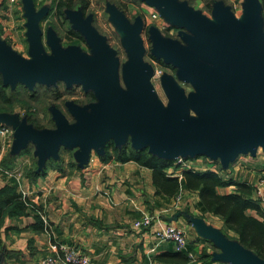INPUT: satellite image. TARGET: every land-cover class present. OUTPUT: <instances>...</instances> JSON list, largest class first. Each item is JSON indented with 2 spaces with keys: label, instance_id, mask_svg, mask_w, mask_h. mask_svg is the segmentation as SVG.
Instances as JSON below:
<instances>
[{
  "label": "water",
  "instance_id": "95a60500",
  "mask_svg": "<svg viewBox=\"0 0 264 264\" xmlns=\"http://www.w3.org/2000/svg\"><path fill=\"white\" fill-rule=\"evenodd\" d=\"M155 9L172 28H181L192 38L185 42L190 50L164 40L148 29L151 56L177 68L182 81L192 83L197 94L186 99L172 80L163 76L162 87L168 98L167 111L160 110L147 85L143 68V50L139 19L128 23L113 12V24L125 38L127 65L124 84L129 100L117 87L116 61L103 39L90 26V18L73 15V29L81 36L94 56L86 59L77 48L62 49L55 41L50 52L43 51L36 18L28 22V57L26 61L0 45V76L4 83L22 84L30 90L35 84L46 87L63 83L81 84L91 93V114L79 107L70 110L75 122L67 125L60 115L55 128L34 130L17 115L0 114V125L8 127L16 142L30 143L41 163L44 157L56 158L59 146H78L76 160L80 167L90 151L102 153V139L110 136L115 147L125 138L131 148L147 147L158 158L175 160L202 156L225 169L238 154L253 155L264 150V32L260 6L256 0L243 5L240 20L227 7L213 4L212 23L191 12L177 0H139ZM210 63H200L197 58ZM199 114L187 118V109ZM18 144L16 148H18ZM219 250V260L228 264H264L250 251L228 240L218 231L204 229Z\"/></svg>",
  "mask_w": 264,
  "mask_h": 264
},
{
  "label": "crops",
  "instance_id": "0c3cea01",
  "mask_svg": "<svg viewBox=\"0 0 264 264\" xmlns=\"http://www.w3.org/2000/svg\"><path fill=\"white\" fill-rule=\"evenodd\" d=\"M56 1L0 0V45L17 56L16 51L22 46L28 51V22L33 15L37 19L43 51L49 54L52 40L61 48L51 23ZM246 1L177 0L201 16H210L212 5L220 3L237 20L241 19ZM256 1L260 6L264 32V0ZM134 4H139L137 6L144 15L143 18L132 17L130 21L124 10L105 3L103 14L109 27L115 31V12L130 24L139 19L141 31L148 27L160 36L171 32L173 28L169 22L155 9L139 0H134ZM151 15H155V18L151 19ZM84 16L81 14L82 18ZM27 148H32L33 153H24ZM6 156L12 158L9 168L1 166ZM59 158L57 154L55 159L44 157L40 163L32 144L16 142L12 131L0 134V189L13 185L22 198L38 206L44 227L43 230L34 231V219L30 215L16 218L3 216L0 223V263L39 264L44 257L54 256L49 250L51 244H62L85 256L88 264H228L219 260L218 248L204 232V229H208L221 233L222 222L200 210L195 190L181 189L175 194L157 190L160 182L153 179L151 170L132 161L102 162L94 152L89 153L80 167L76 160L73 167L68 165L67 168L66 162L62 164ZM32 159L35 176L27 178L24 171L32 165ZM174 161L173 166L162 174L167 179L179 182L182 172L188 170ZM185 161L195 168L192 172L217 173L230 183L217 189V194L234 193V185L238 184L250 189L252 199L248 179H238L240 174L235 178L236 169L232 177L225 173L230 164L222 169L216 161L209 160L210 169L205 167L206 162L209 163L206 158L202 159V164L194 162V159ZM142 216H151V224L147 228L134 229L132 222ZM165 225L184 231L185 252H175L171 242H158L153 238V231ZM187 253L193 255L195 262L187 263Z\"/></svg>",
  "mask_w": 264,
  "mask_h": 264
},
{
  "label": "rangeland",
  "instance_id": "374dc122",
  "mask_svg": "<svg viewBox=\"0 0 264 264\" xmlns=\"http://www.w3.org/2000/svg\"><path fill=\"white\" fill-rule=\"evenodd\" d=\"M87 1L88 4L86 8L82 11V13L77 4L74 5L72 10H63L62 12L63 18L54 16V19L51 20L52 27L54 28V31L56 33L58 41L60 42L62 49L66 50L69 48H77L79 52L86 59L94 60V56L86 46L84 40H82L81 42H77V44H73L74 42L73 37L68 36L67 34L68 31L71 33L76 32L73 29V24H72L73 15H77L78 13L82 14V16L87 15L84 16L82 19L88 17L90 18L92 27L103 39L106 48L113 54V58L116 61L115 77H116L117 87L121 91V93L125 96V98L129 100L126 91V86L124 84V72L128 61L125 38L122 33H119L116 30L114 31L113 28L109 27V24L106 22L105 19L106 16L103 14V10H104L103 7L105 3L116 5L118 8L124 10V13L127 16H129L128 18L130 21L132 20V17L135 16H139L140 18H143L142 16L144 15V13L140 10L139 6H137L139 4L137 5L134 4V0H130L133 3H130V1L127 0H87ZM53 14L55 15L54 11ZM203 17L206 20L211 21L212 23H217V21L215 19L213 20L211 16H203ZM148 29L149 28L147 27L139 33L141 48L143 50L141 62L143 68L148 73L147 85L150 88V92L153 95L155 102L159 105L160 110L166 112L168 107V98L165 95L161 83V78L163 76L170 78L172 82L175 84V86L182 92L183 96L186 99L190 95H196L197 92L195 87L192 85V83L187 81H182L179 78L178 75L179 70L177 68L171 67L170 65H165L162 63L160 59L157 60L156 58L151 57L152 44L150 40H148V33H147ZM161 36L166 41L176 43V45L180 48H185L187 50H190V48L187 46L185 41L189 38H192V36L181 28H173L170 33L163 34ZM16 52L18 54V57L26 61L30 60L27 54L28 51L24 46H22V48L17 49ZM197 60L208 67H212L210 63L204 62L199 57L197 58ZM49 87H52L55 90H57L58 94L60 95V98L56 100H51L52 99L51 96L45 97V95L43 94L44 88H41L37 92H34L36 93V98L33 102L28 103L29 109H27L26 112L15 109L13 111V114H17L20 119H23L24 115H28L34 124L41 127L40 129H34V130H43V131H50L55 128L54 117L56 115H60L67 123V125H72L75 122L73 116L70 113V110L73 107L82 108L86 111L87 114L89 115L91 114L89 107L90 104H93L94 102H86L84 96L85 94L88 93V91H85L82 88L81 84H71L66 87L63 85V83H58V84L56 83L54 86H49ZM187 118L196 120L199 118V114L194 112L191 108H188ZM108 141H111L110 136L104 137L102 139V144L104 145ZM124 141L129 142L128 138L127 139L125 138ZM78 149L79 148L76 144H71L67 147L59 146L56 150V154L59 155L60 157L59 160L61 159L62 164L63 161H65L66 167L68 165H72L73 167L76 163V156ZM26 150L28 151V153L31 152L33 153L32 148H27ZM90 152L93 153V151ZM191 159H194V162H197L198 164L203 163L200 156H196ZM182 160H189V159L187 158ZM230 165L231 166H228L225 172L227 176L232 177L234 173L233 171L236 169L237 173L235 178H238L240 174V178L238 179H248L249 181H247V183H249V187L250 186L254 187L255 185L259 184V181L262 178H264V150L260 147H257L253 155H249L248 153L243 155L238 154L237 157L232 161V163H230ZM252 191L253 188H251V193ZM253 198L254 197L252 193V199ZM257 203L260 210L264 212V203H259L258 201ZM226 235L229 239H231L232 237L231 234L227 233ZM193 262H195L194 258H193Z\"/></svg>",
  "mask_w": 264,
  "mask_h": 264
},
{
  "label": "trees",
  "instance_id": "16d2710c",
  "mask_svg": "<svg viewBox=\"0 0 264 264\" xmlns=\"http://www.w3.org/2000/svg\"><path fill=\"white\" fill-rule=\"evenodd\" d=\"M77 4L82 12L86 8L88 1L57 0L53 5L54 16L63 18V10H72L74 5ZM262 7L264 9V4ZM67 34L73 37V44L82 41L81 36L77 32L71 33L68 31ZM41 88H44L43 94L45 97L51 96V100L60 98L57 90L52 87L35 85L31 90H28L19 83L10 86L4 83L0 76V114L17 115L13 114L15 109L26 112L29 109L28 103L33 102L36 98V93L34 92H37ZM84 98L86 102H94V98L89 92L85 94ZM23 119L24 123L33 129L41 128L34 124L28 115H24ZM27 152V150L24 151V153ZM200 158L205 159L202 156ZM99 159L102 162L111 160L121 163L132 161L139 166L151 170L153 179L160 182V184H157V190H167L170 194H175L177 190L181 189L195 190L198 195V206L200 210L221 220V234L228 240L250 251L258 259H264V212L258 207L257 201L250 199V189L248 187L233 184L236 187L234 193L219 195L217 194V189L223 188L230 183L224 181L217 173L210 171H184L181 174L179 182L176 179H167L162 173L165 169L173 166V160L158 158L150 154L147 147L133 149L127 141H124L119 147H115L111 141L106 142L103 145ZM11 161L12 158L6 156L1 166L9 168ZM34 167V161L32 159V165L24 171V175L27 178H33L35 176L33 173ZM250 212L255 216L250 215ZM28 215L34 219L32 226L34 231L44 229L40 218V208L38 206L22 198L16 192L13 185L0 189V223L3 216L16 218ZM228 232L232 234L231 239L226 235ZM1 256L3 257L4 255Z\"/></svg>",
  "mask_w": 264,
  "mask_h": 264
},
{
  "label": "built area",
  "instance_id": "2783aa9c",
  "mask_svg": "<svg viewBox=\"0 0 264 264\" xmlns=\"http://www.w3.org/2000/svg\"><path fill=\"white\" fill-rule=\"evenodd\" d=\"M154 18L155 15H151V19ZM10 132L11 130L8 127H0L1 135H5ZM174 162L189 171L195 170L191 164L186 163V161L182 160L181 158H176ZM205 167H211L210 161L209 163L206 162ZM252 188L254 197L253 200L258 201L259 203H264V178L259 181L258 185H255ZM41 220L43 221L42 218ZM151 221V217L142 216L141 218L132 222V227L134 229L146 228L151 224ZM153 238L158 242H171L175 252H185L186 250L184 231L177 227L171 225L159 227L153 231ZM49 250L54 254V256L44 257L40 260L39 264H88V259L85 256L66 245L51 244L49 246ZM186 258L188 263L193 262L194 257L190 253L186 254Z\"/></svg>",
  "mask_w": 264,
  "mask_h": 264
},
{
  "label": "flooded vegetation",
  "instance_id": "af4514ba",
  "mask_svg": "<svg viewBox=\"0 0 264 264\" xmlns=\"http://www.w3.org/2000/svg\"><path fill=\"white\" fill-rule=\"evenodd\" d=\"M171 31H172V29H171ZM165 34H167V33H165ZM152 57V56H151Z\"/></svg>",
  "mask_w": 264,
  "mask_h": 264
}]
</instances>
